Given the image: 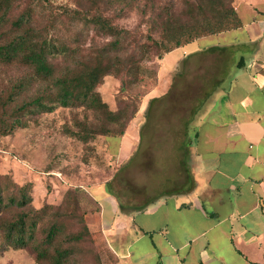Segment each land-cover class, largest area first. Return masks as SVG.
Masks as SVG:
<instances>
[{
	"label": "crops",
	"instance_id": "crops-1",
	"mask_svg": "<svg viewBox=\"0 0 264 264\" xmlns=\"http://www.w3.org/2000/svg\"><path fill=\"white\" fill-rule=\"evenodd\" d=\"M235 10L239 26L158 60L152 91L166 76L164 58L185 49L183 69L169 71H184L190 115L166 119L168 130L152 133L151 155L139 153L122 174L145 128L139 124L129 136L131 120L120 147L109 153L113 173L86 189L97 206L86 214L88 226L113 264L264 261V0H236ZM178 79L169 77L166 90L175 84L180 92ZM197 103L209 109L192 116ZM134 170L139 179L131 183ZM113 182V190L101 189Z\"/></svg>",
	"mask_w": 264,
	"mask_h": 264
},
{
	"label": "rangeland",
	"instance_id": "rangeland-1",
	"mask_svg": "<svg viewBox=\"0 0 264 264\" xmlns=\"http://www.w3.org/2000/svg\"><path fill=\"white\" fill-rule=\"evenodd\" d=\"M188 2L194 0H99V10L105 16L132 32L125 40L127 49L122 55V65L132 64L135 57L141 59L138 44L150 41L149 35L159 37L161 21L167 9L182 16ZM26 8L31 9L32 24L35 27L44 28L49 25L62 41L77 48L73 58L75 61L85 60L96 48L111 40V37L98 34L93 27L82 21L79 14L72 12L75 9L84 12L96 8L89 0H24L13 4L11 17ZM66 9L70 11L65 13ZM185 17L182 18L184 21ZM184 50H176L164 58L161 73L166 76L163 77V84L154 91L152 89L158 84L154 72L157 71L158 57L163 53L156 47L152 48V60L141 62L142 71H126L123 66L124 71L119 75H106L96 88L113 111L126 109L129 113L138 108L128 130L129 136H133L139 124L145 126L140 134L141 140L134 141L132 158L122 166V174L137 164L139 153L151 155L154 147L152 133L167 131L169 125L165 123L166 119L190 115L192 102L186 99V91L180 83L184 71H169L178 65L183 69ZM158 51L160 54L157 55ZM128 55L134 59L127 60ZM55 64L57 73L66 72L63 70L67 69L68 62L61 55L55 58ZM29 72L19 63H0V131H4L16 117L25 123L24 126L12 127L7 133L0 132V187H3L4 202L16 192L13 181L20 185L30 183L29 195L36 208L43 207L45 203L59 204L69 188H79L82 211L78 209L76 214L84 212L86 218V214L94 212L97 207L86 191L97 189L98 185L91 183L104 182L111 176L113 168L109 153L120 147V139L117 141L119 137L105 134L104 129H119L124 118L118 121L120 124H112L103 114L85 109L84 106L65 107L59 103L55 104L53 110L44 111L31 100L41 95L47 102L49 91L45 92V86L38 80L29 79ZM174 76L179 78L177 88H183L184 91H174L175 84L172 90H166L169 77ZM24 79L28 80L25 87L10 98L14 85ZM203 104H196L192 116L197 112L201 115L208 111L209 105L202 107ZM84 130L90 133L89 141H83L74 134ZM150 160L149 163L153 164L152 157H149ZM129 179L131 183L137 182L139 178L136 170ZM101 185L102 190L108 187L113 190L115 182ZM120 202L122 207H126L122 199ZM1 210L4 217H7L15 214L18 207L10 205ZM59 222L66 232L75 231L78 227L76 218L69 213L61 215ZM105 249L98 235L93 241L86 240L77 256L78 264H97L95 252L98 250L102 264H113L115 259ZM31 252L28 248L15 249L6 245L0 237V264H38Z\"/></svg>",
	"mask_w": 264,
	"mask_h": 264
},
{
	"label": "trees",
	"instance_id": "trees-1",
	"mask_svg": "<svg viewBox=\"0 0 264 264\" xmlns=\"http://www.w3.org/2000/svg\"><path fill=\"white\" fill-rule=\"evenodd\" d=\"M21 1L24 0H0V63L23 65L30 70L27 74L29 79L34 78L45 86L44 91H49L47 102L41 95L31 100L44 111L53 110L55 104L59 103L65 107L84 106L85 109L103 114L112 124L119 123L118 121L124 118L122 123H119V129L114 130L112 127L104 129L105 134L119 137L117 141L125 134L138 108L129 113L126 109L113 111L109 108L108 103L96 89L106 75H119L125 69L142 71L141 62L152 60L153 47L163 52L158 57L160 59L165 53L198 37L217 34L235 28L240 23L235 10L236 0H194L192 3L188 2L182 16L167 9L161 21L159 37L149 35L150 41L139 43L141 59L135 57L132 64L126 66L122 65L124 61L122 55L127 49L125 40L132 32L105 16L99 10V0H89L96 8H89L84 12L75 9L72 12L75 15L79 14L82 21L93 27L98 34L111 37V40L96 48L85 60L75 61L73 58L76 56L77 48L62 41L55 31L52 32L49 25H45L44 28L35 27L32 24L30 8L11 17L13 4ZM69 11L66 9L65 13ZM183 16H186V21L182 19ZM59 55L68 62L67 69L63 70L66 72L57 73L55 58ZM131 59L134 57L128 55L127 60ZM158 68L159 63L157 71L154 72L155 79H158ZM26 82L28 80L24 79L16 83L10 98H13L16 92H21ZM24 125L25 123L16 117L4 131L0 132L7 133L12 127ZM74 134L83 141H89L90 133L86 130L76 131ZM13 187L16 192L7 202H4L3 187H0V237L3 242L15 249H30L38 264H78L77 256L82 250L83 242L93 241L97 236L90 230L85 213L76 214L78 209L82 211L81 190L69 188L64 193L61 203H45L43 207L36 208L29 195L30 183L20 185L13 181ZM10 205L17 206L18 211L4 217L1 209ZM66 213L76 218L78 227L75 231L66 232L63 224L59 222L61 215ZM98 251L95 252L97 264H102ZM254 264H264V261Z\"/></svg>",
	"mask_w": 264,
	"mask_h": 264
}]
</instances>
